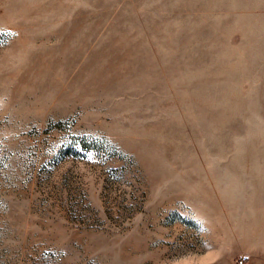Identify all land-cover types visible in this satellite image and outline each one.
<instances>
[{
    "label": "rangeland",
    "instance_id": "obj_1",
    "mask_svg": "<svg viewBox=\"0 0 264 264\" xmlns=\"http://www.w3.org/2000/svg\"><path fill=\"white\" fill-rule=\"evenodd\" d=\"M264 264V0H0V264Z\"/></svg>",
    "mask_w": 264,
    "mask_h": 264
},
{
    "label": "built area",
    "instance_id": "obj_2",
    "mask_svg": "<svg viewBox=\"0 0 264 264\" xmlns=\"http://www.w3.org/2000/svg\"><path fill=\"white\" fill-rule=\"evenodd\" d=\"M233 264H246V260L244 257H237L234 260Z\"/></svg>",
    "mask_w": 264,
    "mask_h": 264
}]
</instances>
